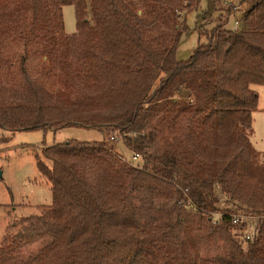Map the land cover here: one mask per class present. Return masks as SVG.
Segmentation results:
<instances>
[{
  "label": "trees",
  "instance_id": "trees-1",
  "mask_svg": "<svg viewBox=\"0 0 264 264\" xmlns=\"http://www.w3.org/2000/svg\"><path fill=\"white\" fill-rule=\"evenodd\" d=\"M199 2L0 0V143L79 125L141 154L137 167L102 141L45 145L35 158L52 202L7 226L0 264H264V154L249 136L264 0L228 5L208 42L178 60ZM237 9L242 25L226 28ZM50 72L67 89H49ZM183 89L190 102L174 99Z\"/></svg>",
  "mask_w": 264,
  "mask_h": 264
},
{
  "label": "rangeland",
  "instance_id": "rangeland-1",
  "mask_svg": "<svg viewBox=\"0 0 264 264\" xmlns=\"http://www.w3.org/2000/svg\"><path fill=\"white\" fill-rule=\"evenodd\" d=\"M234 4H237V0H220V3H216L214 7V0H200L196 9L187 12L185 23L188 29L182 33L178 41L177 59L187 60L199 44L207 43L208 34L217 26L219 15L225 16L228 5ZM62 10L65 32L71 34L75 32L74 7L65 5ZM235 15L236 17H229L225 24L226 28L234 29V20L236 18L242 20L241 10L237 9ZM241 25L242 23L239 22V26ZM47 79L50 82L49 89H67L58 75L53 72L48 74ZM250 87L258 95V105L252 114L253 121L249 136L252 145L262 155L264 154V85L252 84ZM174 99L191 101L185 89L178 92ZM4 135L10 138L7 142L0 143V238L11 222L35 214L38 207L50 205L52 202L51 185L38 170L35 153H40L45 145L65 143L70 139L79 142L107 140L106 132L79 125L64 126L56 131L18 130L5 132ZM113 147L122 154L128 155L123 150L120 138L114 142ZM246 218L253 226L256 217L246 216ZM249 229H252L251 226ZM45 243L46 241L41 240L22 248L17 256L18 261H24L34 255Z\"/></svg>",
  "mask_w": 264,
  "mask_h": 264
},
{
  "label": "built area",
  "instance_id": "built-area-1",
  "mask_svg": "<svg viewBox=\"0 0 264 264\" xmlns=\"http://www.w3.org/2000/svg\"><path fill=\"white\" fill-rule=\"evenodd\" d=\"M239 28V20L238 18L235 19L234 21V30H238ZM120 138V136H116V135H111L107 138V140L105 142H103L102 146H104L105 148L111 150L115 155H117L118 157H120L122 160L130 163L133 166H139V159L141 157L140 153H132L129 157H127L126 155L122 154L120 151H118L116 148L113 147L114 142L116 140H118ZM240 220V216L239 215H234L232 217V222L233 223H238Z\"/></svg>",
  "mask_w": 264,
  "mask_h": 264
},
{
  "label": "crops",
  "instance_id": "crops-1",
  "mask_svg": "<svg viewBox=\"0 0 264 264\" xmlns=\"http://www.w3.org/2000/svg\"><path fill=\"white\" fill-rule=\"evenodd\" d=\"M235 21V20H234Z\"/></svg>",
  "mask_w": 264,
  "mask_h": 264
}]
</instances>
